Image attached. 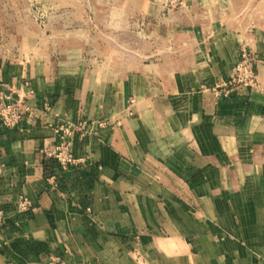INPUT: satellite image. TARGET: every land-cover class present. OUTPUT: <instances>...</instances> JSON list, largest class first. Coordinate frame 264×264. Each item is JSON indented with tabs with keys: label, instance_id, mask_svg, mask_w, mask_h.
<instances>
[{
	"label": "crops",
	"instance_id": "crops-1",
	"mask_svg": "<svg viewBox=\"0 0 264 264\" xmlns=\"http://www.w3.org/2000/svg\"><path fill=\"white\" fill-rule=\"evenodd\" d=\"M87 1L101 46L40 38L26 60V26L1 20L26 0H0V91L35 109L0 124V264H264V0ZM243 47L257 85L218 94ZM79 119L63 168L44 150Z\"/></svg>",
	"mask_w": 264,
	"mask_h": 264
},
{
	"label": "rangeland",
	"instance_id": "rangeland-1",
	"mask_svg": "<svg viewBox=\"0 0 264 264\" xmlns=\"http://www.w3.org/2000/svg\"><path fill=\"white\" fill-rule=\"evenodd\" d=\"M19 4L23 5V3L14 2L11 3V6L17 7ZM93 6L94 3H89L87 0H78L73 3L26 0L24 3L26 10L25 18H1V20L4 22L8 20L11 25L15 26L22 24L26 26V60H32L38 56L39 50L35 47H38L40 38L44 41H49V39L53 40L57 36H59V39L65 41L68 46H82L83 49L77 52L85 54L88 52L85 49L87 46H101L100 43H102L103 39L107 38L101 30L103 25L102 19L86 16L87 12L93 9ZM71 10L76 11L79 17L70 18L69 13ZM58 13H61L62 16L54 17V15ZM131 25L135 27L133 21H131ZM64 30H68V32ZM149 36L150 35L144 34L143 39L149 41ZM123 38L127 43H132L135 40V33L133 31L126 33L123 35ZM47 46V49L42 50V53L52 54L57 52L58 54H62L64 52H69L50 49L49 47H52L51 43H48ZM98 52L102 53L103 49H100Z\"/></svg>",
	"mask_w": 264,
	"mask_h": 264
},
{
	"label": "built area",
	"instance_id": "built-area-1",
	"mask_svg": "<svg viewBox=\"0 0 264 264\" xmlns=\"http://www.w3.org/2000/svg\"><path fill=\"white\" fill-rule=\"evenodd\" d=\"M256 61V54L243 47L230 77L218 82L213 88L215 92L220 95L229 96L235 89L256 86L258 82ZM33 93L31 89L24 93L0 91V124L4 128L10 129L16 127L24 119L34 116L35 109L31 102ZM45 109L47 111L51 109L49 102L46 103ZM91 124L92 122L87 119L60 122L55 127L59 142L45 149V155L55 159L63 168L76 163L78 159L72 154L73 137L77 133L81 136L88 135L91 130ZM101 124L102 122L99 123V125ZM29 206L30 200L26 196L19 198V211L25 212ZM5 218V212L0 209V229L5 224ZM55 261L56 258L52 257L50 264H55ZM6 264L13 263L7 262Z\"/></svg>",
	"mask_w": 264,
	"mask_h": 264
}]
</instances>
